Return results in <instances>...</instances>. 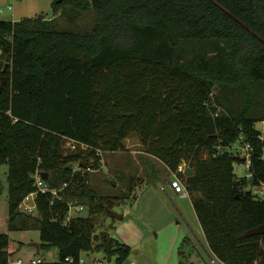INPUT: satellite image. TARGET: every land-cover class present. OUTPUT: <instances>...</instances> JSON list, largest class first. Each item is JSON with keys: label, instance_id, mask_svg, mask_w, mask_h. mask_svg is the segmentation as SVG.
<instances>
[{"label": "trees", "instance_id": "trees-1", "mask_svg": "<svg viewBox=\"0 0 264 264\" xmlns=\"http://www.w3.org/2000/svg\"><path fill=\"white\" fill-rule=\"evenodd\" d=\"M51 8L50 19H0L8 229L36 228L39 249H57V261L37 264L128 257L129 246L96 233L128 193L97 194L87 169L99 168L98 150L122 151L132 135L169 172L192 169L178 176L213 257L264 264V234L244 236L264 221V200L248 189L264 184L255 128L264 121V0H53ZM246 143L251 179L234 173ZM37 171L48 174L49 191L37 192L34 216L20 204L37 190ZM137 180H126L128 192L145 182ZM69 202L86 214L64 223ZM8 244L0 234V264L12 261Z\"/></svg>", "mask_w": 264, "mask_h": 264}, {"label": "rangeland", "instance_id": "rangeland-1", "mask_svg": "<svg viewBox=\"0 0 264 264\" xmlns=\"http://www.w3.org/2000/svg\"><path fill=\"white\" fill-rule=\"evenodd\" d=\"M53 0H0V19L20 20L24 17L44 19L53 17ZM263 128L257 122L255 128ZM66 147H71L65 144ZM122 151L102 154L100 166L90 172L89 183L99 195L119 196L128 193V198L113 207V212L123 214L120 220L108 216L97 220L96 233L106 231L118 242L129 246L130 253L122 264H211L213 257L207 249L199 222L189 198L171 194L168 181L172 173L154 157L143 152L139 139L132 135L124 142ZM233 152L237 145H233ZM7 166L0 167V234L9 238L8 252L11 260L31 263L35 258L45 262L58 260L55 247L40 248L37 252L31 243H41L38 229L9 230L7 204ZM234 173L245 174L243 164H234ZM138 178V184L128 192L126 180ZM152 179H151V177ZM150 179V181H149ZM165 186L168 193L161 190ZM136 195V197H135ZM86 214V213H85ZM37 216L38 213L32 212ZM102 264H115L114 258L106 259L102 252L91 255ZM84 257V255H83ZM214 264H222L216 261Z\"/></svg>", "mask_w": 264, "mask_h": 264}, {"label": "built area", "instance_id": "built-area-1", "mask_svg": "<svg viewBox=\"0 0 264 264\" xmlns=\"http://www.w3.org/2000/svg\"><path fill=\"white\" fill-rule=\"evenodd\" d=\"M262 126H263V128L261 127L259 129L260 139H264V121L262 122ZM66 144H68V145L70 144L71 147H73L74 142L69 140L66 142ZM239 151L241 153H243L245 156V161L243 163L245 174L241 177L251 179L252 173L250 171V160H249L251 146L248 143H246L242 146L240 145ZM98 154L102 157L103 153H102V151L98 150ZM262 159L264 160V156L262 157ZM185 168H186L185 164L179 165L177 170L172 173V179L168 181V187L172 191V194L179 196L181 198H189L188 191L186 190L184 183L180 180V178L178 176L179 173L184 174ZM77 169H78V166L75 165L74 170H77ZM87 170L91 171L89 169H87ZM34 183H35L37 190L35 192L29 193L27 196H25V198L23 199V201L20 204L21 210L25 213H32L33 211L36 210L34 199H35V196H36L38 191L41 193H46L47 191H49L45 181L41 177V172L37 171L35 173ZM248 189L255 198L260 199V200H264V184L263 183L255 185L253 187H249ZM161 190L166 192L165 186H162ZM51 193L53 195L56 194L55 191H52ZM85 213H86V208L84 206L75 204L74 202H69L68 203V212L65 216L64 223L69 222L72 218H74L76 216L85 215ZM83 255H84V257H83ZM83 255L79 258L78 264H102L101 261H98V260H92L91 262H89L85 258V256H87V255L86 254H83ZM42 261L43 260L38 257V258L33 259L31 261V264L41 263ZM216 261H218V260L215 257L209 258V262L211 264H214ZM10 264H22V262H21V260L17 259V260H12L10 262Z\"/></svg>", "mask_w": 264, "mask_h": 264}, {"label": "water", "instance_id": "water-1", "mask_svg": "<svg viewBox=\"0 0 264 264\" xmlns=\"http://www.w3.org/2000/svg\"><path fill=\"white\" fill-rule=\"evenodd\" d=\"M38 18L42 19V16L39 15ZM4 83H5V81H4V79H2L1 84H0V89L3 87ZM192 174H193L192 169L190 167H186L184 170V175L188 177V176H191ZM47 176H48V174L46 172L41 173V177L43 178V180H46ZM107 216L110 218L117 219V220H120L122 218L121 214H117V213L113 212L112 210H107ZM263 234H264V221L260 225H258L257 227H254V228L247 230L244 233V236L250 237L253 235H263ZM30 245L35 247L37 252L39 251V243H31Z\"/></svg>", "mask_w": 264, "mask_h": 264}, {"label": "crops", "instance_id": "crops-1", "mask_svg": "<svg viewBox=\"0 0 264 264\" xmlns=\"http://www.w3.org/2000/svg\"><path fill=\"white\" fill-rule=\"evenodd\" d=\"M14 21V20H13ZM166 169V168H165ZM162 187V186H161ZM167 189V188H166ZM170 192H171V194H172V191L170 190ZM166 193H168V191L166 190ZM174 196V195H173ZM123 214H122V218H123ZM121 218V219H122ZM92 254H89V255H87V256H85V258H86V260H88L89 262H91L92 260H96V258H93L92 256H91ZM191 264H194L193 262L191 263Z\"/></svg>", "mask_w": 264, "mask_h": 264}]
</instances>
